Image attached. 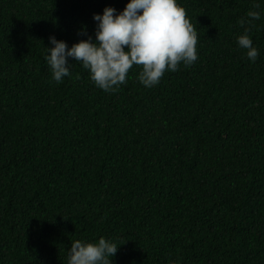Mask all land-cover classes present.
I'll return each instance as SVG.
<instances>
[{"label": "trees", "instance_id": "1", "mask_svg": "<svg viewBox=\"0 0 264 264\" xmlns=\"http://www.w3.org/2000/svg\"><path fill=\"white\" fill-rule=\"evenodd\" d=\"M130 2L0 0V264L100 238L113 264H264V22L255 66L236 42L264 0H178L199 59L159 86L134 66L105 93L71 59L55 83L49 39L95 40L94 16Z\"/></svg>", "mask_w": 264, "mask_h": 264}, {"label": "clouds", "instance_id": "2", "mask_svg": "<svg viewBox=\"0 0 264 264\" xmlns=\"http://www.w3.org/2000/svg\"><path fill=\"white\" fill-rule=\"evenodd\" d=\"M259 6L247 14L245 33L237 38L239 48L255 66L260 60L250 38L254 24L264 22ZM95 40L74 44L49 39L46 62L55 83L71 76L69 60H75L90 75L96 88L114 94L127 84L134 66L141 68L139 83L147 88L159 86L166 73H176L181 66L190 68L199 59L198 33L178 0H131L123 12L107 7L95 15ZM254 22V23H253ZM245 21L240 26L245 27ZM86 35V31L84 33ZM121 247L108 239L98 242H72L67 264H113Z\"/></svg>", "mask_w": 264, "mask_h": 264}]
</instances>
